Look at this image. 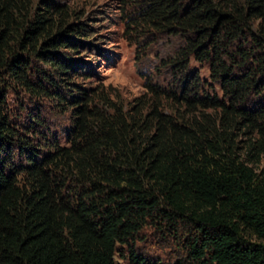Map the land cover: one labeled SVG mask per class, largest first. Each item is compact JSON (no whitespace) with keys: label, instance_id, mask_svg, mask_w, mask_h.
I'll use <instances>...</instances> for the list:
<instances>
[{"label":"trees","instance_id":"16d2710c","mask_svg":"<svg viewBox=\"0 0 264 264\" xmlns=\"http://www.w3.org/2000/svg\"><path fill=\"white\" fill-rule=\"evenodd\" d=\"M142 2L134 26L182 41L163 61L173 81L103 111L60 56L92 31L66 22L63 7L0 0V264H162L138 252L149 223L184 237L188 258L177 264H264V171L254 168L264 157V0ZM193 63L208 64L216 85ZM60 87L71 93L73 137L34 145L12 126L7 91L61 106ZM239 132L252 136L245 159Z\"/></svg>","mask_w":264,"mask_h":264},{"label":"rangeland","instance_id":"374dc122","mask_svg":"<svg viewBox=\"0 0 264 264\" xmlns=\"http://www.w3.org/2000/svg\"><path fill=\"white\" fill-rule=\"evenodd\" d=\"M34 11L43 5L63 7L69 15L65 18L70 24H82L92 31V37L84 47L78 46L76 52H64L61 59L67 64L72 84L80 85L95 95L100 108L114 105L130 109L138 100L151 98L147 88L150 83L159 87H170L173 71L163 61L174 57L182 41L169 35L153 36L136 27L132 19L136 18L139 5L143 0H27ZM150 35V36H149ZM31 59L32 68L54 74L52 68L37 58ZM203 82L212 84L208 64L193 63ZM34 72V71H33ZM55 75H53L54 77ZM63 83H60L62 86ZM72 87H70L71 89ZM219 92V87L215 88ZM61 95L68 101L60 103L51 97L30 95L21 89H9L6 94L8 110L13 118L12 126L21 135L28 137L31 143L39 145L49 143L68 146L73 137L74 109L69 105L70 94L60 87ZM103 99V100H100ZM100 101V102H98ZM104 101L106 104L104 105ZM101 104V105H100ZM36 118L42 123L37 125ZM39 129L38 133H27L30 125ZM247 132V131H246ZM237 144L242 158H247L251 134L238 133ZM46 148V147H45ZM18 161V150L13 154ZM254 168L258 173L264 171V157ZM184 237L169 233L166 225L149 223L137 241L138 252L149 260L162 264H177L188 258L184 247ZM124 255L127 248H124ZM187 262L186 264H189ZM117 264H131L121 256Z\"/></svg>","mask_w":264,"mask_h":264}]
</instances>
